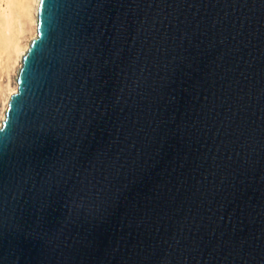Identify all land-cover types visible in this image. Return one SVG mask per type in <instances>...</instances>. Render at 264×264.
<instances>
[{
    "label": "water",
    "instance_id": "95a60500",
    "mask_svg": "<svg viewBox=\"0 0 264 264\" xmlns=\"http://www.w3.org/2000/svg\"><path fill=\"white\" fill-rule=\"evenodd\" d=\"M0 123V264H264V0H38Z\"/></svg>",
    "mask_w": 264,
    "mask_h": 264
},
{
    "label": "bare ground",
    "instance_id": "6f19581e",
    "mask_svg": "<svg viewBox=\"0 0 264 264\" xmlns=\"http://www.w3.org/2000/svg\"><path fill=\"white\" fill-rule=\"evenodd\" d=\"M37 3L38 0H19V19H18V25L15 28V32L13 33L11 38H8L7 36H3L2 38H0V64L5 66L3 68L4 69L6 68L5 70L8 71L7 73L9 75L12 69L14 68L16 71L15 77L17 76L18 69L21 65L22 54L28 48V44L31 40V37L33 38L37 32V19H36ZM28 29L32 31L31 33L33 35L28 39L26 46H24L21 37L22 34L24 35V32ZM7 88H9L8 90L9 92L8 95L6 96L7 97L6 101L4 100L6 103H5V107L3 108L2 117H4L5 115V111L8 105L10 95L13 92H15L18 88L16 78H15V87H13L10 82H8Z\"/></svg>",
    "mask_w": 264,
    "mask_h": 264
},
{
    "label": "rangeland",
    "instance_id": "374dc122",
    "mask_svg": "<svg viewBox=\"0 0 264 264\" xmlns=\"http://www.w3.org/2000/svg\"><path fill=\"white\" fill-rule=\"evenodd\" d=\"M18 19H19V0H0V38H2L3 36H7L8 38L12 37L13 33L15 32V28L18 25ZM31 32L32 31L28 29L24 32V35L22 34L21 40L24 46H26L28 39L33 35ZM36 34L34 35V37L36 36ZM3 67L5 66L0 64V87L2 86L0 88L1 90L0 91V120L1 118L3 119L2 112H3V108L5 107V103H6L5 101L7 99L6 96L8 95V92H9L8 91L9 88H7V83L10 82L12 86L15 87V78H16L15 77L16 71L14 68L12 69L9 75L7 73L8 71L5 70L6 68L4 69Z\"/></svg>",
    "mask_w": 264,
    "mask_h": 264
},
{
    "label": "snow or ice",
    "instance_id": "6c2138e0",
    "mask_svg": "<svg viewBox=\"0 0 264 264\" xmlns=\"http://www.w3.org/2000/svg\"><path fill=\"white\" fill-rule=\"evenodd\" d=\"M41 2H43V0H41Z\"/></svg>",
    "mask_w": 264,
    "mask_h": 264
}]
</instances>
